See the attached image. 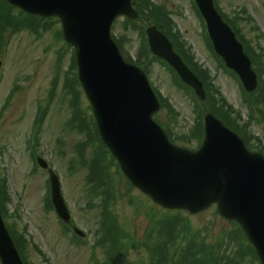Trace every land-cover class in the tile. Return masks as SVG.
Returning a JSON list of instances; mask_svg holds the SVG:
<instances>
[{
    "label": "rangeland",
    "instance_id": "obj_1",
    "mask_svg": "<svg viewBox=\"0 0 264 264\" xmlns=\"http://www.w3.org/2000/svg\"><path fill=\"white\" fill-rule=\"evenodd\" d=\"M216 2L231 18L244 13L246 20L238 24L241 34L253 48L261 46L264 50V0ZM151 3L166 9L170 21L183 35L182 42L188 43L187 48L193 49L195 59L216 77V87L221 88L228 103L248 120L242 88L211 53L194 1L151 0ZM46 22L48 30L39 28L37 32L22 30L16 23L14 27L20 31L14 34L8 28L0 42L7 41V46L0 49V200L8 224L24 231L29 239V263L107 264L106 250L98 246L105 239L98 233L103 212L113 217L131 236L126 245L122 244L124 250L119 258L126 259L124 264L160 263L152 245L161 230L156 225L160 223L163 227L168 216L186 219L194 237L215 246L226 259L235 255L238 250L235 233L238 232L217 214L216 206L196 215L170 214L139 190L131 188L118 173L101 146L89 101L79 88L71 67L73 49L60 39L61 24ZM139 23L135 31L134 27L126 25L124 18L114 25V36L124 37L125 55L132 58L146 47L138 31L145 24ZM148 66L151 83L164 101L160 121L176 140L196 147L194 139L200 130L197 112L203 107L191 93L179 87L165 66L158 62H148ZM41 110L44 116L37 141V132L32 134V131ZM74 110L84 115L86 124L69 130L66 126L77 116L76 113L73 117ZM249 131L262 138V142L253 140L252 143L264 154V126L254 122ZM33 153L49 161L61 176L63 195L69 202L75 226L87 233L82 240L76 239L72 225L63 226L54 209H50L49 173L37 166ZM89 167H93L91 174L92 177L96 174L97 179L87 183ZM93 186H96V193L91 198ZM92 204L95 207H90ZM101 204L109 208L99 207ZM109 221L112 224L111 218ZM189 240L187 238L185 244ZM246 259L249 264H255L250 258ZM164 264L179 263L165 258Z\"/></svg>",
    "mask_w": 264,
    "mask_h": 264
},
{
    "label": "water",
    "instance_id": "obj_2",
    "mask_svg": "<svg viewBox=\"0 0 264 264\" xmlns=\"http://www.w3.org/2000/svg\"><path fill=\"white\" fill-rule=\"evenodd\" d=\"M8 1L34 15L61 18L65 38L76 48L79 79L102 137L134 185L168 209L197 213L217 203L223 217L242 225L264 264V157L250 153L243 141L212 115L206 117V137L198 152L170 143L153 120L160 103L147 76L124 61L111 38V26L118 16H139L131 0ZM197 3L216 52L240 74L247 90L253 91L257 76L243 46L218 15L213 0ZM147 33L153 53L205 99L202 83L174 52L168 38L156 27ZM40 163L47 168L43 160ZM51 176L56 210L69 222L59 179L53 173ZM0 256L3 264H23L1 214Z\"/></svg>",
    "mask_w": 264,
    "mask_h": 264
},
{
    "label": "trees",
    "instance_id": "obj_3",
    "mask_svg": "<svg viewBox=\"0 0 264 264\" xmlns=\"http://www.w3.org/2000/svg\"><path fill=\"white\" fill-rule=\"evenodd\" d=\"M144 2L148 3L147 0H144ZM145 8L149 9L153 20L156 22L163 21L164 17H166L165 14L160 13L158 9L153 7V5L148 4ZM12 11L13 8L5 0H0V40L2 38V33L8 27L12 26V28L14 29L13 16L10 13ZM144 16L148 19L150 18L149 15ZM231 25L236 30L235 26L233 24ZM166 26L167 25H164L165 33L175 44H177L175 45L177 51L189 64L194 73L203 81L207 89L208 99L206 101L205 106H209L210 111H212L214 114H216V116L221 118L230 128L240 134L246 142L249 141V137L246 130L247 127L246 125H243L241 123L242 120L240 114L236 113L233 107L229 105L223 97L218 98L219 91L218 89L215 91L213 79L211 78L210 74L204 69L198 67L195 63H193L190 51H187L184 46L179 42L180 35L178 33H175L174 29L171 26ZM139 63L142 65H146L143 61H140ZM261 84L262 85L260 91L258 92V97H255L253 103H251V100H247L246 107L250 109L251 113H254L258 110L261 117L264 118V81H262ZM251 96L253 98L254 95ZM210 100H212V102H210ZM251 116H253V114ZM0 205L2 212L4 213L1 200ZM156 226H158V228H161V230L159 231L158 238L152 246L155 249V254L161 259L159 264H164L165 258H172L173 260H177L179 264H249V261H247L246 258H252L253 260H257L255 251L253 250L251 245H249L248 242L244 240L245 237L243 236L240 230L238 231V233H235V244L238 250L235 255L226 259L224 255L217 252L215 246H209L203 240L194 237V235L190 232L188 221L186 219H183L182 217L180 218L177 216H168L163 227L160 223H158V225ZM110 228L111 231L109 234L114 238V240L112 239V244H117L119 250L123 238H125L126 241L129 240L130 234L125 233V237H123L121 233V227L116 224L115 219H113ZM165 236H167L165 240L160 239V237ZM20 237L22 238V241L26 244L24 237L22 235ZM187 238H189L190 240L188 244H185ZM17 245L21 253H24L25 247L20 243V241H17ZM182 246L184 247V249H182ZM148 248L149 246L146 245V249ZM224 253L226 254V252ZM118 260L119 257L115 259V261Z\"/></svg>",
    "mask_w": 264,
    "mask_h": 264
}]
</instances>
